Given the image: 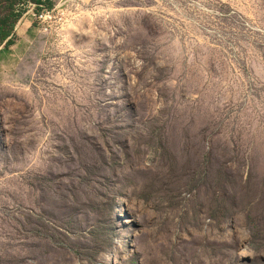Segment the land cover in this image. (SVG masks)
Masks as SVG:
<instances>
[{
    "label": "rangeland",
    "instance_id": "obj_1",
    "mask_svg": "<svg viewBox=\"0 0 264 264\" xmlns=\"http://www.w3.org/2000/svg\"><path fill=\"white\" fill-rule=\"evenodd\" d=\"M23 7L0 264H264V0Z\"/></svg>",
    "mask_w": 264,
    "mask_h": 264
},
{
    "label": "trees",
    "instance_id": "obj_2",
    "mask_svg": "<svg viewBox=\"0 0 264 264\" xmlns=\"http://www.w3.org/2000/svg\"><path fill=\"white\" fill-rule=\"evenodd\" d=\"M48 2V0H45ZM21 3L22 7L27 3V2H33L36 5L41 4V0H0V3H5L7 6V11L2 17L0 18V42L8 38L5 42V45H9L11 43V31H12V26L14 23L18 20V18L21 16V14L24 12V7L21 9H16L14 8L15 3ZM50 5V3H49ZM9 19V28L7 30L4 29V22Z\"/></svg>",
    "mask_w": 264,
    "mask_h": 264
}]
</instances>
